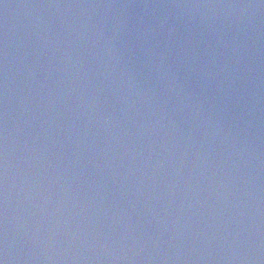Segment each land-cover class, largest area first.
<instances>
[{
    "label": "water",
    "instance_id": "water-1",
    "mask_svg": "<svg viewBox=\"0 0 264 264\" xmlns=\"http://www.w3.org/2000/svg\"><path fill=\"white\" fill-rule=\"evenodd\" d=\"M0 264H264V0H0Z\"/></svg>",
    "mask_w": 264,
    "mask_h": 264
}]
</instances>
